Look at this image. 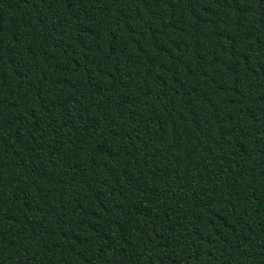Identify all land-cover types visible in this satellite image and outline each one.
<instances>
[{"label": "trees", "instance_id": "obj_1", "mask_svg": "<svg viewBox=\"0 0 264 264\" xmlns=\"http://www.w3.org/2000/svg\"><path fill=\"white\" fill-rule=\"evenodd\" d=\"M0 264H264V0H0Z\"/></svg>", "mask_w": 264, "mask_h": 264}]
</instances>
